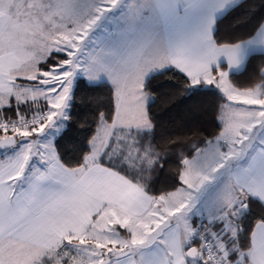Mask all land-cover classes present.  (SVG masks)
<instances>
[{
    "label": "snow or ice",
    "instance_id": "6c2138e0",
    "mask_svg": "<svg viewBox=\"0 0 264 264\" xmlns=\"http://www.w3.org/2000/svg\"><path fill=\"white\" fill-rule=\"evenodd\" d=\"M165 87H214L218 134L162 137ZM0 264H264V0H0Z\"/></svg>",
    "mask_w": 264,
    "mask_h": 264
},
{
    "label": "trees",
    "instance_id": "16d2710c",
    "mask_svg": "<svg viewBox=\"0 0 264 264\" xmlns=\"http://www.w3.org/2000/svg\"><path fill=\"white\" fill-rule=\"evenodd\" d=\"M221 32L232 34L230 21L225 20L221 24ZM260 64V58L253 59L250 66V73L255 72ZM171 77V83L180 85L181 79L169 73L162 79L168 80ZM248 75L238 77V82L244 84L248 80ZM171 95V99L169 98ZM83 95V93H81ZM158 99L155 102L154 114L159 123V134L168 138L182 141L179 151L190 153L192 144H200L202 140L212 139L221 129V124L217 118L221 105L225 106L226 101L222 99L214 87H208L201 90L200 93L187 96L176 88L165 87L157 93ZM103 110H108L107 91L104 92ZM77 104L80 105L75 111L79 113V118L75 128H73L63 139L60 140V151L65 160L75 161L81 157V150H86V137L91 131H94L95 124L92 123V111L84 107V103L77 97ZM77 119L74 117V120ZM59 139V138H57ZM200 146H203L200 144ZM172 163L166 168V173L162 174L157 182V187L162 188L165 184L173 183L172 174L175 171L176 155L170 157ZM258 217H251L246 222V228L252 229Z\"/></svg>",
    "mask_w": 264,
    "mask_h": 264
},
{
    "label": "rangeland",
    "instance_id": "374dc122",
    "mask_svg": "<svg viewBox=\"0 0 264 264\" xmlns=\"http://www.w3.org/2000/svg\"><path fill=\"white\" fill-rule=\"evenodd\" d=\"M228 103V102H227ZM227 103H225V106L227 105Z\"/></svg>",
    "mask_w": 264,
    "mask_h": 264
},
{
    "label": "crops",
    "instance_id": "0c3cea01",
    "mask_svg": "<svg viewBox=\"0 0 264 264\" xmlns=\"http://www.w3.org/2000/svg\"><path fill=\"white\" fill-rule=\"evenodd\" d=\"M227 103V102H226Z\"/></svg>",
    "mask_w": 264,
    "mask_h": 264
}]
</instances>
